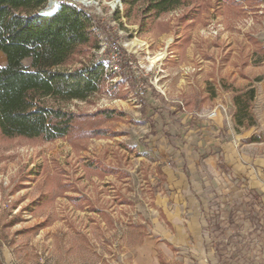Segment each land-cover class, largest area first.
I'll list each match as a JSON object with an SVG mask.
<instances>
[{
    "label": "rangeland",
    "instance_id": "1",
    "mask_svg": "<svg viewBox=\"0 0 264 264\" xmlns=\"http://www.w3.org/2000/svg\"><path fill=\"white\" fill-rule=\"evenodd\" d=\"M70 1L93 15L99 49L57 69L113 72L117 56L122 70L61 105L81 115L67 137L0 131V264H135L147 237L176 253L177 230L195 228L216 264H252L250 233L264 240L251 181L264 183V0H184L149 20L122 1Z\"/></svg>",
    "mask_w": 264,
    "mask_h": 264
},
{
    "label": "trees",
    "instance_id": "2",
    "mask_svg": "<svg viewBox=\"0 0 264 264\" xmlns=\"http://www.w3.org/2000/svg\"><path fill=\"white\" fill-rule=\"evenodd\" d=\"M121 1L127 17L137 8L149 20L177 9L184 0ZM59 3L54 13L40 14L48 6L54 8V0H0V51L7 59L0 65V131L7 138L67 137L81 115L61 105L88 100L116 77L103 61L74 70L57 69L82 46L99 49L93 15L70 0ZM25 60H30L29 66ZM249 94L253 100L255 89ZM235 102L239 105L240 98Z\"/></svg>",
    "mask_w": 264,
    "mask_h": 264
},
{
    "label": "crops",
    "instance_id": "3",
    "mask_svg": "<svg viewBox=\"0 0 264 264\" xmlns=\"http://www.w3.org/2000/svg\"><path fill=\"white\" fill-rule=\"evenodd\" d=\"M239 172V171H238ZM240 174V173H239ZM251 177V176H250ZM252 188L264 192V183L257 178L251 180ZM174 236V235H173ZM176 244L174 248L178 252L169 250V247L158 244L157 239L153 236L147 237L138 245L134 263L135 264H160L158 251L169 260L170 264H216L217 260L210 243V235L206 231L195 228L192 230H177L175 235ZM249 241L252 243L249 252L252 264H264V240H255L254 233Z\"/></svg>",
    "mask_w": 264,
    "mask_h": 264
},
{
    "label": "built area",
    "instance_id": "4",
    "mask_svg": "<svg viewBox=\"0 0 264 264\" xmlns=\"http://www.w3.org/2000/svg\"><path fill=\"white\" fill-rule=\"evenodd\" d=\"M119 5H121V3H120ZM57 8H58V7H55L52 13H54V12L57 10ZM114 64H115V65H114V67H113V69H112L114 72H119V71L122 70V69H121V60H120L117 56L115 57ZM127 64H128V65L126 66L125 69H123V71H124V70H127V71H129V70L134 71V70H135V65H134L135 63H134L133 61L129 60ZM214 116H215V114H214V115L211 114L210 117H214Z\"/></svg>",
    "mask_w": 264,
    "mask_h": 264
},
{
    "label": "bare ground",
    "instance_id": "5",
    "mask_svg": "<svg viewBox=\"0 0 264 264\" xmlns=\"http://www.w3.org/2000/svg\"><path fill=\"white\" fill-rule=\"evenodd\" d=\"M52 10H53V8H49V6H48L43 11L44 12L47 11L46 13H51ZM165 55H166L165 53H160V54L156 55L155 57H150L149 60L152 64H156L160 61H163L165 59Z\"/></svg>",
    "mask_w": 264,
    "mask_h": 264
},
{
    "label": "water",
    "instance_id": "6",
    "mask_svg": "<svg viewBox=\"0 0 264 264\" xmlns=\"http://www.w3.org/2000/svg\"><path fill=\"white\" fill-rule=\"evenodd\" d=\"M118 2H121V0H116V3H118ZM54 3H55V5H56L55 7H59L60 4H59V2H58L57 0H55ZM55 7H54V8H55ZM49 8H50V7H49ZM54 8H53V10H54ZM53 10L51 11V13L53 12ZM51 13H46V12H44L43 10L40 11V14H51Z\"/></svg>",
    "mask_w": 264,
    "mask_h": 264
}]
</instances>
